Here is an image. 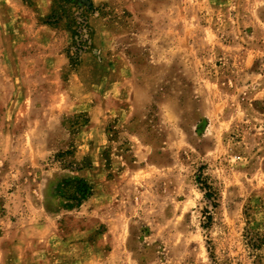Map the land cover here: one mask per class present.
<instances>
[{
  "label": "rangeland",
  "instance_id": "1",
  "mask_svg": "<svg viewBox=\"0 0 264 264\" xmlns=\"http://www.w3.org/2000/svg\"><path fill=\"white\" fill-rule=\"evenodd\" d=\"M0 264H264V0H0Z\"/></svg>",
  "mask_w": 264,
  "mask_h": 264
},
{
  "label": "crops",
  "instance_id": "2",
  "mask_svg": "<svg viewBox=\"0 0 264 264\" xmlns=\"http://www.w3.org/2000/svg\"><path fill=\"white\" fill-rule=\"evenodd\" d=\"M57 90H58V89H53V91H52L51 93H54V95H55V93H58V94H59V93H60V94L62 93V90H60V92H57ZM65 92H66V91H65ZM77 100H78V99H74V104H76V105L79 104L80 106H78V107H79V108H82V106H81L82 102H81L80 100H78V101H77ZM59 101H60V98H59ZM60 103H61V102H60ZM58 104H59V103H58Z\"/></svg>",
  "mask_w": 264,
  "mask_h": 264
},
{
  "label": "trees",
  "instance_id": "3",
  "mask_svg": "<svg viewBox=\"0 0 264 264\" xmlns=\"http://www.w3.org/2000/svg\"><path fill=\"white\" fill-rule=\"evenodd\" d=\"M92 6V5H91Z\"/></svg>",
  "mask_w": 264,
  "mask_h": 264
}]
</instances>
